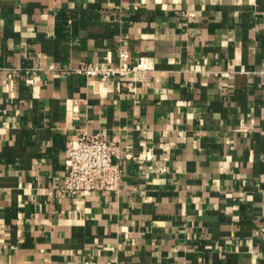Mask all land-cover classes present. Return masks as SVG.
<instances>
[{
	"label": "crops",
	"instance_id": "1",
	"mask_svg": "<svg viewBox=\"0 0 264 264\" xmlns=\"http://www.w3.org/2000/svg\"><path fill=\"white\" fill-rule=\"evenodd\" d=\"M120 50L150 71L90 82ZM118 144L114 192L62 190L68 140ZM6 264H264V0H0Z\"/></svg>",
	"mask_w": 264,
	"mask_h": 264
},
{
	"label": "built area",
	"instance_id": "2",
	"mask_svg": "<svg viewBox=\"0 0 264 264\" xmlns=\"http://www.w3.org/2000/svg\"><path fill=\"white\" fill-rule=\"evenodd\" d=\"M72 71L81 73L92 82H105L112 77L128 78L126 84L134 91L137 84L144 82L150 71V66L143 60L131 62L127 50H120L118 62H84ZM119 155V146L101 134L84 133L76 139L68 140L65 151V176L62 190L67 195L94 192H114L120 189L122 183V167L114 158ZM0 264H6L0 247ZM84 264H98L86 260Z\"/></svg>",
	"mask_w": 264,
	"mask_h": 264
}]
</instances>
